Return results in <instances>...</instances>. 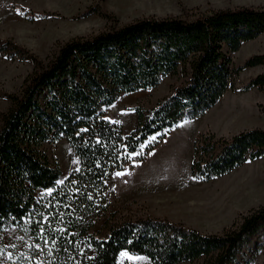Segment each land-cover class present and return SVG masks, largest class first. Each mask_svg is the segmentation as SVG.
Segmentation results:
<instances>
[{
  "label": "trees",
  "instance_id": "1",
  "mask_svg": "<svg viewBox=\"0 0 264 264\" xmlns=\"http://www.w3.org/2000/svg\"><path fill=\"white\" fill-rule=\"evenodd\" d=\"M19 10L29 21L59 16ZM263 33L264 7L241 6L207 12L183 8L180 15L114 22L97 34L65 42L47 60L13 40H0V52L8 58L33 63L19 93L0 91V99L11 101L0 113V232L15 228L23 237L22 249L0 240V264L5 255L7 264H120L123 252L151 264L202 258L206 264H245L246 248L264 237V205L220 234L151 216L112 222L109 215L104 237L94 228L109 212L113 171L144 160L173 129L204 116L234 90L237 74L263 65L264 54L233 64V54ZM179 73L184 82L154 107H131L137 124L130 133L107 117L105 109L122 94L155 89ZM255 88L264 92V73L241 91ZM260 110L264 113L263 103ZM61 140L80 161L65 179L44 148ZM262 157L264 128L231 137L205 132L194 139L190 171L208 182Z\"/></svg>",
  "mask_w": 264,
  "mask_h": 264
},
{
  "label": "rangeland",
  "instance_id": "2",
  "mask_svg": "<svg viewBox=\"0 0 264 264\" xmlns=\"http://www.w3.org/2000/svg\"><path fill=\"white\" fill-rule=\"evenodd\" d=\"M21 6L39 12H57L59 16L29 21L22 16ZM241 6L264 7V0H0V40H13L47 60L65 42L97 34L114 22L122 25L145 16L180 15L183 8H200L202 12H207ZM91 8L95 11L88 13ZM7 54L0 52V91L19 93L33 70V63L10 59ZM255 54H264V33L244 43L233 54L234 66L243 65ZM260 73H264V64L245 68L234 79L235 89L227 92L204 116L173 129L144 160L136 161V165L113 171L107 191L109 212L99 219L94 231L104 237L108 232L106 220L111 215L112 222L151 216L179 221L205 233L220 234L233 223L240 222L241 217L251 209L264 205V157L245 163L230 174L207 183L197 192L184 191L181 185L174 182L179 178H192L193 142L198 135L214 132L218 136L231 137L245 129L264 128V113L260 110V104H264V92L256 88L241 91ZM185 78L179 73L164 78L155 89L124 93L114 105L105 109L106 115L123 123L125 132L130 133L137 124V114L130 111L131 107H154ZM10 105L11 101L2 97L0 113L6 112ZM44 148L60 165L63 179L79 168V158L66 140L47 143ZM125 169H130L132 175H115ZM223 226L224 230L217 229ZM0 240L9 248L22 249L23 237L15 228L1 231ZM250 248H246L241 261L245 264H264L263 235L256 238ZM8 259L9 256L5 255L3 263L7 264ZM119 260L120 264H151L147 258L127 252H123ZM183 264L206 263L202 258Z\"/></svg>",
  "mask_w": 264,
  "mask_h": 264
},
{
  "label": "crops",
  "instance_id": "3",
  "mask_svg": "<svg viewBox=\"0 0 264 264\" xmlns=\"http://www.w3.org/2000/svg\"><path fill=\"white\" fill-rule=\"evenodd\" d=\"M193 121V120H192ZM186 122H188V121H186ZM185 123V122H184ZM183 125V123L182 124H180L178 127H180V126H182ZM177 127V128H178ZM171 133V132H170ZM158 146V145H157ZM156 146V147H157ZM155 147V148H156ZM192 175V174H191ZM180 180H174V182H175V185H181V188H182V190H184V191H189V192H192V191H195V192H197L198 190H200V189H202L203 188V186H206L207 185V183H211V182H213V181H216L215 179H217V178H214V179H212V180H210V181H208V182H203V181H200V180H197V179H195L194 177H193V175H192V178L191 177H184V178H179ZM137 184H141V183H137ZM219 198H220V196H219ZM178 220H180V219H178ZM179 222V221H178ZM224 226L223 227H219V228H217L218 230H224Z\"/></svg>",
  "mask_w": 264,
  "mask_h": 264
},
{
  "label": "snow or ice",
  "instance_id": "4",
  "mask_svg": "<svg viewBox=\"0 0 264 264\" xmlns=\"http://www.w3.org/2000/svg\"><path fill=\"white\" fill-rule=\"evenodd\" d=\"M130 111H134V110H130ZM153 139H155V138H153ZM99 142V141H98ZM143 147V146H142ZM143 155V153L141 152V153H132V154H129V158H131L132 156H142ZM132 163H133V165H136V161L135 160H133L132 161ZM117 177H123V176H131L132 175V172H131V170L130 169H125V171L124 172H117L116 174H115ZM125 183H127V180H125L124 181ZM45 243H47V241H45ZM54 243V242H53ZM36 247L37 248H39L40 247V245H36Z\"/></svg>",
  "mask_w": 264,
  "mask_h": 264
}]
</instances>
